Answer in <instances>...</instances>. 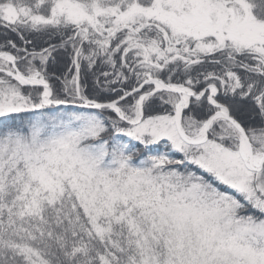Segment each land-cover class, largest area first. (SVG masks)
Instances as JSON below:
<instances>
[{
    "label": "snow or ice",
    "instance_id": "6c2138e0",
    "mask_svg": "<svg viewBox=\"0 0 264 264\" xmlns=\"http://www.w3.org/2000/svg\"><path fill=\"white\" fill-rule=\"evenodd\" d=\"M0 264H264V0H0Z\"/></svg>",
    "mask_w": 264,
    "mask_h": 264
}]
</instances>
